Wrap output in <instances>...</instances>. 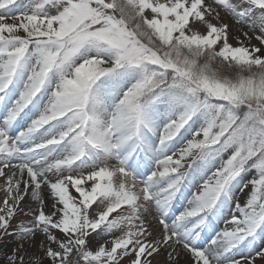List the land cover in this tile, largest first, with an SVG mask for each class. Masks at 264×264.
<instances>
[{"label":"snow or ice","instance_id":"snow-or-ice-1","mask_svg":"<svg viewBox=\"0 0 264 264\" xmlns=\"http://www.w3.org/2000/svg\"><path fill=\"white\" fill-rule=\"evenodd\" d=\"M0 194V264H264V0H0Z\"/></svg>","mask_w":264,"mask_h":264},{"label":"rangeland","instance_id":"rangeland-1","mask_svg":"<svg viewBox=\"0 0 264 264\" xmlns=\"http://www.w3.org/2000/svg\"><path fill=\"white\" fill-rule=\"evenodd\" d=\"M245 30H246V29H245ZM233 43L235 44V41H233ZM253 43H256V41L254 40ZM0 195H2V194H0ZM157 259H158V260H162V259H163V256L158 257Z\"/></svg>","mask_w":264,"mask_h":264}]
</instances>
